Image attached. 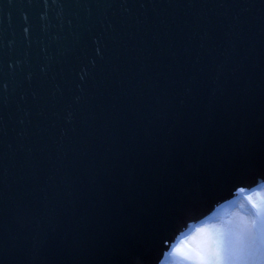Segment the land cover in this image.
Wrapping results in <instances>:
<instances>
[{
	"label": "water",
	"instance_id": "95a60500",
	"mask_svg": "<svg viewBox=\"0 0 264 264\" xmlns=\"http://www.w3.org/2000/svg\"><path fill=\"white\" fill-rule=\"evenodd\" d=\"M263 186L264 0H0V264H167Z\"/></svg>",
	"mask_w": 264,
	"mask_h": 264
},
{
	"label": "snow or ice",
	"instance_id": "6c2138e0",
	"mask_svg": "<svg viewBox=\"0 0 264 264\" xmlns=\"http://www.w3.org/2000/svg\"><path fill=\"white\" fill-rule=\"evenodd\" d=\"M219 223V228L204 226L194 229L204 235L186 256L187 260L193 264H264V208H257L251 222L243 229L238 230L231 221L221 220ZM173 251H179V248L169 249V252ZM167 254L162 253V256Z\"/></svg>",
	"mask_w": 264,
	"mask_h": 264
},
{
	"label": "rangeland",
	"instance_id": "374dc122",
	"mask_svg": "<svg viewBox=\"0 0 264 264\" xmlns=\"http://www.w3.org/2000/svg\"><path fill=\"white\" fill-rule=\"evenodd\" d=\"M253 205L257 207H253ZM257 208H264V187L247 194L244 198H239L236 202L214 215L213 220L200 227L212 228L215 226L219 228L221 227L219 222L223 220L225 222L231 221L237 226L238 230L243 229L246 223L251 222L252 215L257 211ZM203 235V233L194 231L190 236L183 238L175 247H178L179 251H173L169 264H193L192 261L186 259V256L191 254L192 249L197 246ZM238 264H243V262H238Z\"/></svg>",
	"mask_w": 264,
	"mask_h": 264
}]
</instances>
